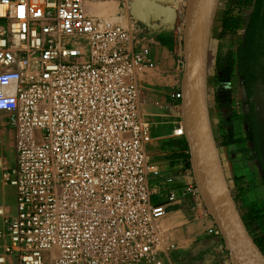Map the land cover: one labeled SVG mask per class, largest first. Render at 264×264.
Listing matches in <instances>:
<instances>
[{
  "label": "built area",
  "instance_id": "1",
  "mask_svg": "<svg viewBox=\"0 0 264 264\" xmlns=\"http://www.w3.org/2000/svg\"><path fill=\"white\" fill-rule=\"evenodd\" d=\"M87 1L0 0V125L16 151L2 169L16 211L0 206V264H167L176 247L158 225L169 209L154 201L162 172L137 81L154 63ZM174 134L186 136L184 122ZM187 177L167 201L193 197L209 213ZM208 231L223 237L214 220Z\"/></svg>",
  "mask_w": 264,
  "mask_h": 264
},
{
  "label": "crops",
  "instance_id": "2",
  "mask_svg": "<svg viewBox=\"0 0 264 264\" xmlns=\"http://www.w3.org/2000/svg\"><path fill=\"white\" fill-rule=\"evenodd\" d=\"M188 1L88 0L86 7L88 11V5L101 6L103 13H88L103 22L118 17V26L131 33L132 48L148 49V57L154 63L137 74V81L143 94L142 112L151 125L148 153L162 172L161 179L153 183L157 191L154 201L166 203L169 209L158 225L165 238L176 243L170 255H165L167 264H234L223 237L209 233L214 219L202 203L193 197L167 201L169 188L180 192L192 168L186 136L174 134V129L183 122L182 97H176L175 93L182 92ZM253 1L220 0L208 49L209 111L211 119L214 113L219 118L212 127L241 214L254 203L264 208V64L251 62L247 75L240 74L238 68L245 17ZM227 11H234L240 17L236 32L223 33L222 17ZM236 36L239 41L234 40ZM242 50L246 52L243 44ZM226 96L229 102L222 101ZM223 104H226L224 108ZM0 135L2 179L4 164L13 166L15 162L13 127L9 123L0 125ZM6 149L14 153L10 161L5 157ZM168 176L175 180L167 181ZM0 206L11 212L15 209L16 189L8 183H0ZM8 264H14L12 257Z\"/></svg>",
  "mask_w": 264,
  "mask_h": 264
},
{
  "label": "water",
  "instance_id": "3",
  "mask_svg": "<svg viewBox=\"0 0 264 264\" xmlns=\"http://www.w3.org/2000/svg\"><path fill=\"white\" fill-rule=\"evenodd\" d=\"M220 0H189L184 27L181 109L191 166L202 198L234 264H264L234 198L214 135L208 96V49Z\"/></svg>",
  "mask_w": 264,
  "mask_h": 264
},
{
  "label": "trees",
  "instance_id": "4",
  "mask_svg": "<svg viewBox=\"0 0 264 264\" xmlns=\"http://www.w3.org/2000/svg\"><path fill=\"white\" fill-rule=\"evenodd\" d=\"M239 26H240V17L234 11L232 12L227 11V13L224 14V17H222L223 33L236 32ZM238 52H239V61H238L239 73L240 74L243 73L247 75L248 70H250L252 67L249 56L247 55V52L242 50V47H239ZM229 62L232 64L231 61ZM225 106L226 104H223L222 108H224ZM214 135H215V131H214ZM242 217L251 235L253 236L256 243L264 253V208L261 205L254 203L251 206H249L247 211L242 213Z\"/></svg>",
  "mask_w": 264,
  "mask_h": 264
},
{
  "label": "flooded vegetation",
  "instance_id": "5",
  "mask_svg": "<svg viewBox=\"0 0 264 264\" xmlns=\"http://www.w3.org/2000/svg\"><path fill=\"white\" fill-rule=\"evenodd\" d=\"M246 25L241 39L250 62L264 64V0H254L245 17Z\"/></svg>",
  "mask_w": 264,
  "mask_h": 264
},
{
  "label": "rangeland",
  "instance_id": "6",
  "mask_svg": "<svg viewBox=\"0 0 264 264\" xmlns=\"http://www.w3.org/2000/svg\"><path fill=\"white\" fill-rule=\"evenodd\" d=\"M108 20H111L115 25H118V17H113V18H106V21H108ZM238 36V35H237ZM235 37L234 38V40L235 41H239V39H238V37ZM264 66V65H263ZM140 72H142V71H140ZM139 73V72H138ZM219 85H221V84H219ZM221 89V88H220ZM230 101V100H229ZM228 101V102H229ZM233 109V108H232ZM217 116L215 115V113H214V119H211V121H212V124H213V122L214 123H218L219 121L217 120ZM219 119V118H218ZM1 155L3 156V153H1ZM13 155H14V153H13V151L11 150V149H6V151H5V157H6V159L8 160V161H10L11 159H12V157H13ZM12 165V163L11 164H8V165H5L4 164V166H5V168H7V167H10ZM0 183H2L3 185H6V182L3 180V179H1V170H0ZM5 207V206H4ZM5 211H6V214L8 215V216H12L13 214H15V211H16V206H15V209L13 210V212H11V210L9 209V208H7V207H5ZM14 264H15V261H14Z\"/></svg>",
  "mask_w": 264,
  "mask_h": 264
},
{
  "label": "bare ground",
  "instance_id": "7",
  "mask_svg": "<svg viewBox=\"0 0 264 264\" xmlns=\"http://www.w3.org/2000/svg\"><path fill=\"white\" fill-rule=\"evenodd\" d=\"M113 2V1H112ZM115 2V1H114ZM105 3V2H104ZM103 4V3H102ZM102 4H100V5H102ZM96 5H98V4H96ZM104 6V5H103ZM101 7V6H100ZM99 7V8H100ZM105 7V6H104ZM109 7V6H108ZM98 7H96V6H89L88 5V12L90 13V14H98V13H103L104 12V10L103 9H101V11H100V9H99ZM115 8H116V6H115ZM117 8H118V6H117ZM111 9V8H110ZM106 14V13H105ZM107 17V16H106Z\"/></svg>",
  "mask_w": 264,
  "mask_h": 264
},
{
  "label": "snow or ice",
  "instance_id": "8",
  "mask_svg": "<svg viewBox=\"0 0 264 264\" xmlns=\"http://www.w3.org/2000/svg\"><path fill=\"white\" fill-rule=\"evenodd\" d=\"M21 13H23V9H21Z\"/></svg>",
  "mask_w": 264,
  "mask_h": 264
}]
</instances>
